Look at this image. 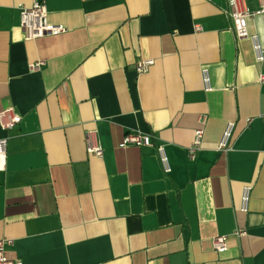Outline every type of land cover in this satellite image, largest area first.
Wrapping results in <instances>:
<instances>
[{
  "label": "crops",
  "instance_id": "1",
  "mask_svg": "<svg viewBox=\"0 0 264 264\" xmlns=\"http://www.w3.org/2000/svg\"><path fill=\"white\" fill-rule=\"evenodd\" d=\"M39 1L65 32L26 41L20 12L31 0H0V111L21 116L0 129V239L13 240L7 259L264 264V61L251 41L256 36L264 51V13L246 20L248 37L238 40L227 0ZM243 1L249 12L264 6ZM138 59L154 63L137 75ZM36 61L45 67L30 72ZM229 122V150L221 152ZM128 132L149 135L154 146H122ZM91 136L101 158L86 152ZM239 228L245 236H236ZM218 236L226 237L224 253L213 248Z\"/></svg>",
  "mask_w": 264,
  "mask_h": 264
},
{
  "label": "built area",
  "instance_id": "2",
  "mask_svg": "<svg viewBox=\"0 0 264 264\" xmlns=\"http://www.w3.org/2000/svg\"><path fill=\"white\" fill-rule=\"evenodd\" d=\"M264 13V6L257 12H249L244 7L243 0H227L226 15L232 23V30L236 39H245L248 37L246 30V20L250 17ZM20 27L24 33V39L26 41H34L36 39L45 36H56L65 32L62 26L52 25L47 20V10L45 3L39 0H31L28 7H24L20 12ZM195 31H200L199 25H195ZM253 44V50L255 59L258 63L264 61V51L256 36L251 37ZM152 60L138 59L133 69L137 75L146 73L153 65ZM45 67L44 61H36L28 65L30 72H37ZM202 80L206 91L210 90V80L206 71H203ZM260 84L264 85V73H260L258 76ZM264 123V114L260 117ZM21 122V116L17 114L11 107L5 108L0 111V129L3 131H9ZM200 124L205 123V118L200 117ZM250 119L247 120V123ZM235 124L233 122L227 123L221 139L218 144V151L226 152L229 150L230 140L232 138ZM203 137V129L200 127L195 130L194 137L187 148V156L190 160L195 159L197 152L200 150V145ZM122 146H141L152 148L154 146L152 139L149 135L139 132H128L124 135L122 140ZM156 151L159 157V162L162 170L165 174L170 172V165L163 146H157ZM86 152L96 158H101L103 151L96 144L94 138L91 136L87 140ZM6 164V139H0V172L4 171ZM250 186H245L241 196V208L242 212H246L247 205L250 197ZM236 236L242 237L246 235L244 229L239 228L236 231ZM13 245V240L0 239V264H21L20 262H14L7 259L5 255V248ZM212 245L217 253H224L227 250L226 237L218 236L212 239Z\"/></svg>",
  "mask_w": 264,
  "mask_h": 264
}]
</instances>
